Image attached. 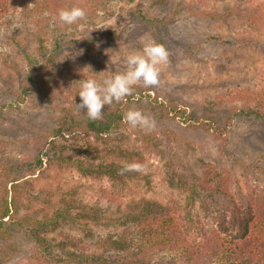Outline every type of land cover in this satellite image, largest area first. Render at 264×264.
<instances>
[{"label": "rangeland", "instance_id": "374dc122", "mask_svg": "<svg viewBox=\"0 0 264 264\" xmlns=\"http://www.w3.org/2000/svg\"><path fill=\"white\" fill-rule=\"evenodd\" d=\"M73 6L86 11V19L73 25L50 14L36 23L19 7L0 20V204L6 200L11 210L0 224V264H45L37 257L32 235L60 240L62 231L71 235V249L81 243L91 250L98 240L114 238L123 228L89 222L83 229H71L63 222L53 232L40 231L38 223L55 210L87 215L92 221L113 220L129 205L156 202L181 213L189 209L198 227L193 224L191 231L197 235L202 227L221 231L218 225L225 227L240 214L242 218L252 200L264 195V118L236 116L218 137L209 118L195 122L187 116L215 114L211 108L216 97L225 102L236 92L264 94V0H102L101 8L76 0L68 5ZM137 8L150 22L137 16ZM151 41L169 52L159 85L144 87L141 82L134 86L137 93L131 101L119 103L123 115L136 109L154 118V128H133L124 120L123 129L99 140L56 135L60 118L68 121L72 112L80 121L85 115L76 108L81 79L102 82L126 71L128 55ZM40 42L55 62L49 74L34 68L31 77L25 57L39 67ZM149 133L160 140L159 151L142 147L140 138ZM115 149L123 154H111ZM130 151L137 152L134 157L143 166L137 171L139 179L115 181L94 171L109 164L111 156H121L120 164L127 162ZM37 155L42 166L25 176ZM61 155L80 157L94 173H80L72 161L59 164L54 159ZM207 172L229 174V189L227 195L196 194L206 197L201 203L191 198L189 187L193 178ZM12 178L18 179L14 208ZM4 189L9 191L6 198Z\"/></svg>", "mask_w": 264, "mask_h": 264}, {"label": "trees", "instance_id": "16d2710c", "mask_svg": "<svg viewBox=\"0 0 264 264\" xmlns=\"http://www.w3.org/2000/svg\"><path fill=\"white\" fill-rule=\"evenodd\" d=\"M73 1L76 2V0H0V20L10 10L19 7L25 18L34 19L36 23L43 22L47 20V17H44L45 13L58 16V10L69 8V3ZM89 1L98 8L102 6V0ZM129 1L132 3L135 0ZM136 13L145 23L150 22V19L143 14L140 8L136 9ZM55 41V48H58L59 41ZM37 49L39 56L42 57L39 67L30 56L26 55L25 57L27 67L31 71L29 75L31 77L35 73L34 68H39L41 72L44 71L49 74V70L55 62V56L48 52L41 42ZM136 93L133 90V94L125 97V100L131 101ZM236 103H241V105L236 106ZM212 105L213 108L211 109L214 110L215 114L211 112L205 115V112H201L199 115H195L196 118L191 115L187 117L188 119L192 118V121L195 122L209 118L215 124L212 129L218 137H222L228 131L236 116L264 118V94H254L250 90L231 94L225 102L221 97H216ZM223 113L225 115H216ZM69 114V122L65 118L59 119L60 124L56 129V135L61 137L71 135L76 140L81 138L77 136L80 134L88 140L90 137L99 140L125 127L123 106L115 101L111 105L104 106L103 118L100 120H89L85 113L78 121L76 117H73L72 112ZM179 114L184 116L185 112L181 111ZM65 125L67 127L64 129ZM140 141L144 149H150L154 152L159 151L161 146L160 140L156 139L152 133L143 135ZM110 153L113 155L123 154V151L122 149H115ZM135 154H137L136 151H130L129 158L124 157L127 162L122 164L119 160L120 154V157L115 160H112L111 156L109 164H99L98 167L94 168V171L100 170L97 174L109 175L115 181L137 180L140 177L137 171L120 174V170L125 164H140V161L134 157ZM45 155L46 153L42 156ZM36 157L35 165L25 170V176L34 174L42 166V157L39 155ZM54 160L59 164L72 161L74 168L82 174L91 175L94 173L91 164L80 157L72 158L61 155ZM228 175L222 177L218 173H214L213 176H210V172H207L201 178H193L189 187L191 198L198 197L199 201L204 203L206 197L203 198L202 196H211L215 193L227 195L229 187H227L226 177ZM17 181L18 179L15 178L10 181L13 191L10 206L13 208L17 198L15 192L17 185L15 182ZM8 193L9 191L4 189L5 198ZM187 200L189 202V198ZM10 211L6 200L4 204H0V224L4 222V218L8 217ZM189 216V209H185L181 213L178 212V208L149 201L138 203L134 208L129 205L127 211H120V215L113 220L97 217L95 221H92L88 219L89 217L87 218V215L79 218L78 215L75 216L74 213L61 209L55 210L50 217L38 223L40 231L47 229L43 232H53L61 227L63 222L68 224L71 229H83L89 222L102 224L105 227L112 226L116 230H118L119 224H123V228L116 231L117 234L114 238L109 236L98 240V243L96 242L91 250H88V247L81 245V243L71 249L69 245L71 238L70 242L68 241L71 235L63 234L62 231L57 235L60 240H51L36 235H32L30 239L34 243L38 259L43 260L45 264H264V195H257L252 200L242 218H240V214L239 217L233 219V222L225 223V227H222L224 223L218 225L221 231L210 226L202 227L198 229L200 231L198 235L194 234L191 230H193V224L198 228L197 223ZM220 234L227 236L222 237ZM132 242L135 246L130 247ZM256 257L258 262H252L253 258Z\"/></svg>", "mask_w": 264, "mask_h": 264}, {"label": "clouds", "instance_id": "9594fccd", "mask_svg": "<svg viewBox=\"0 0 264 264\" xmlns=\"http://www.w3.org/2000/svg\"><path fill=\"white\" fill-rule=\"evenodd\" d=\"M57 15L59 20L67 25H73L86 19V11L77 6L62 8L58 10ZM168 61L169 52L164 45L155 41L146 43L142 51L128 55L126 71L111 75L102 82L93 78L81 79L78 93L81 103L76 104V108L84 111L89 120L102 119L104 106L111 105L114 101L118 103L132 95L134 86L137 84L142 82L144 87L158 86L161 66L167 64ZM124 120L133 128H154L156 123L154 118L136 109L128 110L124 115ZM141 170L143 166L139 163L125 164L120 174Z\"/></svg>", "mask_w": 264, "mask_h": 264}]
</instances>
